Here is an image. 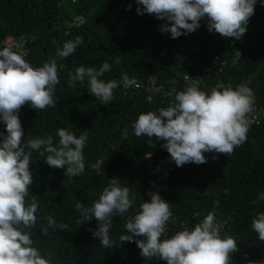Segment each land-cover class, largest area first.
<instances>
[{
	"label": "trees",
	"instance_id": "16d2710c",
	"mask_svg": "<svg viewBox=\"0 0 264 264\" xmlns=\"http://www.w3.org/2000/svg\"><path fill=\"white\" fill-rule=\"evenodd\" d=\"M137 7L136 0H0V46L11 36L28 48L25 59L31 65L56 59L59 68L54 107L37 110L28 102L19 109L24 140L52 136L55 144L60 128L88 137L85 170L78 176L49 166L48 153L31 152L33 183L25 200L26 205L37 201V224L20 227L31 232L34 246L50 264H167L158 257H143L135 242L120 239L129 216L151 199L148 189H155L173 213L162 239L215 212L221 234L238 244L229 264H264V240L252 228L253 219L264 212V200L258 199L264 192V120L248 127L247 140L229 156L205 153V163L175 164L167 172L158 170L169 155L164 141L148 142L147 136L138 137L132 129L141 113L168 107L188 86L210 92L218 83L244 84L258 104H264V0L255 6L239 39L209 31L206 18L196 31L172 38L161 31L165 20L138 14ZM80 16L85 20L81 25L76 22ZM76 37L83 39L76 52L57 57V49ZM105 61L112 68L102 79L120 84L107 105L88 91L87 80L69 83V73L77 67L99 68ZM122 74L134 78L135 85L123 87ZM152 80L162 86L159 92L148 86ZM4 128L0 123V131ZM125 128L129 135L122 138ZM111 180L127 186L135 202L124 216L113 215L112 247L105 248L90 230L98 221L81 224L75 203L90 207ZM49 216L66 227L48 228Z\"/></svg>",
	"mask_w": 264,
	"mask_h": 264
},
{
	"label": "clouds",
	"instance_id": "9594fccd",
	"mask_svg": "<svg viewBox=\"0 0 264 264\" xmlns=\"http://www.w3.org/2000/svg\"><path fill=\"white\" fill-rule=\"evenodd\" d=\"M136 2L138 14L148 13L165 20L160 26L161 31L170 33L172 38L196 31L201 26V19L206 18L209 31L239 39L247 31L249 18L259 0ZM80 18L82 16L76 21L79 25L85 22L82 18V23H79ZM8 38L18 42L11 36ZM82 43L81 37L66 41L62 48L57 49V57L67 58ZM28 54L23 43H19V47L0 46V123L5 126L0 131V137H3L0 139V264H50V260L34 246L31 232L20 227L23 225L30 229L37 224V201L32 199L26 205L25 200L29 185L33 183L31 152L38 150L41 156L48 153L46 163L54 168H63L71 176H78L85 170L83 150L88 139L85 133L77 136L60 128L57 130L59 140L55 144L52 136L24 140L19 109L28 102L37 110L54 107L57 100L53 95L60 80L56 59L35 67L26 61ZM115 63L119 64V59ZM111 68L107 61L99 68L79 66L69 73V83L75 85L87 80L88 91L107 105L113 99V90L120 86L116 80L102 79ZM120 83L131 88L136 81L122 74ZM253 102V91L244 84L232 87L218 83L210 92L188 86L175 95L174 102L168 107L141 113L133 122L132 129L138 137L147 136L148 142L152 138L163 140V147L169 155L162 160L171 156L174 168L175 164L181 167L188 162L203 164L208 159L205 153L229 156L247 140L249 122L246 115L252 110ZM121 134L126 138L128 129H123ZM152 158L149 155L148 159ZM99 173L100 169H97ZM158 192L148 189L151 199L144 200L136 214L129 216L124 226L127 231L120 237L121 241L135 242L143 257H158L166 260L167 264H229V257L238 244L230 235L221 234L215 212H209L193 227H185L162 239L173 213L170 203ZM258 199L264 200V192ZM134 202L127 186L111 180L90 207L77 201L75 208L82 217L81 224L93 218L98 221V227L90 230L100 240L101 246L110 248L113 215L124 216ZM47 219L48 228L66 227L57 225L52 216ZM48 228L43 229L45 235ZM252 228L258 233V238L264 240V212L253 219Z\"/></svg>",
	"mask_w": 264,
	"mask_h": 264
},
{
	"label": "built area",
	"instance_id": "2783aa9c",
	"mask_svg": "<svg viewBox=\"0 0 264 264\" xmlns=\"http://www.w3.org/2000/svg\"><path fill=\"white\" fill-rule=\"evenodd\" d=\"M79 23H82V18H80ZM5 44L11 45L13 47H19V42H16L12 38H8L5 41ZM152 91L159 92L162 89V86H159L155 80H152L151 84H149ZM254 94V102L252 105V110L246 115V119L248 120V127H252L258 124H261V122L264 120V104H258L255 93ZM173 160L171 159V156L167 157L166 159L162 160L158 166V170H164V171H170L173 167ZM221 225V224H220ZM222 231L220 227V232Z\"/></svg>",
	"mask_w": 264,
	"mask_h": 264
}]
</instances>
